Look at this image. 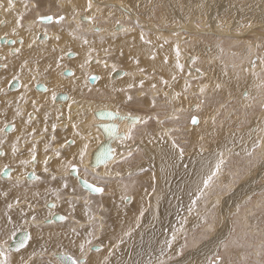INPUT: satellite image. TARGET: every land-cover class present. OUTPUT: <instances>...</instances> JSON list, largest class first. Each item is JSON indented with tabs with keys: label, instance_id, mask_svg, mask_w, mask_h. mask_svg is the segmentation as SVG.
<instances>
[{
	"label": "rangeland",
	"instance_id": "obj_1",
	"mask_svg": "<svg viewBox=\"0 0 264 264\" xmlns=\"http://www.w3.org/2000/svg\"><path fill=\"white\" fill-rule=\"evenodd\" d=\"M5 1L6 6L10 4L9 0H3V2ZM192 1L194 2L195 0H122L121 2H126L132 7V10L135 12V14L141 17H146V19H148L147 22L152 25L154 24V26L179 27L181 24L184 25L185 23H188L189 20L195 18L196 16L203 17L202 22H207V29L216 30L217 28H222L225 32H237L243 37H224L223 35L222 37H219V39H215L209 37V33H203L206 36L205 38L203 37L204 40H202L203 35H200V37L196 36V38L193 37L192 39L195 42V53H193L192 50L190 53L196 55L197 65H203L207 70H210L215 69V66L206 61L208 54H204L202 46L204 44L207 46L214 44L217 47L219 43H225L224 46L222 45V48L218 50L220 53H224L228 48L233 47L232 49L240 51V53L243 54H239L241 57L239 59L236 57L232 59L239 67H241L240 70H243L246 62V64L249 65H247L249 68H253L255 66V61L258 62L257 67L259 68V76L252 72L254 70L248 71L246 76L251 74L256 77L258 76V78H262L263 80L259 79V81L262 83L261 87L263 90L264 24L262 26H259L258 24L264 23V19L262 20V17H264V0H197L194 3ZM25 2L29 3L30 0H25ZM49 2L51 3V1ZM40 5L41 4L39 1H35V3L32 5L33 9L31 14H34V17L37 14H43L45 11H52L50 6H45L47 10L45 8L40 9ZM72 7L75 8V12H82L83 15L85 14L87 17H95L97 23L100 21L99 13H94V6L92 7L91 11H88L87 7L80 8L77 5V1L73 0ZM257 13L260 18L258 17ZM2 15L3 13L1 16ZM44 15L55 16V12ZM78 15L77 17H79ZM119 15L121 14L117 10H113L109 13L108 17H113L114 19L116 17H120ZM128 17L130 16L127 15L121 20L125 22L127 27L131 30L141 32L138 33L139 38L143 41H139L140 48L135 51L132 44L119 43L118 49H115L116 53H114L112 56H109L111 61L117 64L118 67L113 69L106 68L108 74L106 77H104V80L98 82V84L93 87L94 96L90 95V99L84 100V98H82V100L90 102L91 104H89L87 107H95L93 110H96V108L100 105L113 103L118 111L124 114L126 113V115L127 113L133 116L139 114L143 115V118H147V121L144 122L142 119V121L138 123L132 130L134 140L121 141L124 148L115 145L114 148L119 151V157H117V159L121 162H114L113 166H108V169L110 172H118L119 175L100 174L101 176H104V180L96 182L93 181L92 176L87 177L89 180H92L95 183L98 182L105 187V192L103 194L104 196L100 194H94L103 198L100 203L96 202L94 204L93 201L89 202L88 199L90 200L92 196L89 194L91 193H89L88 190L85 193L84 191L86 190L79 186L78 181L73 179L74 185H72L70 189H75L76 193L79 195L74 194V197H70L69 201L72 203L67 204V207L64 210H70V212L75 210L74 215L76 217L88 220L83 223L81 222L82 225L81 223L78 225L75 219H71V221L68 223L53 227L52 231L54 233H64L66 239L73 241L77 247H74L75 244H57V246L54 247H52L53 245L50 243L46 245L36 244L37 246H35L34 252L28 255L30 258L29 260H31L30 264H57V262L54 263L52 261L49 263L47 259L48 254H46V257L44 258L45 260L38 262L37 259L40 253L47 251H49V258L51 259L55 258L51 251H54L55 253L57 250L71 253L74 257L79 258L80 256H75L80 254L79 243L81 244L86 239H88V233L92 231H94L96 235V238L93 239V243L101 241L105 244L104 249L106 248L107 251V256L105 257L106 264H149L150 261L152 264H157L158 259L166 261V264H198V262L199 264H209V261L215 259L217 256L221 258L222 264H264V150L262 153L259 149L260 146L258 147L257 145L245 146V141H243L244 137L250 136L252 133L257 132L258 128L264 129V124H262L263 122L261 121V118L259 119V116L256 117V119L254 116H248L246 118L250 119L251 123L256 121V123L253 124L254 126L251 125L253 127H250L248 132V127L251 123L250 121L247 122L241 118L245 115L242 113V109L244 107L240 105V100L242 97L241 91L243 92L241 84H245V81L241 80V83H238L240 80L239 76L241 75L238 66L235 67L233 72L236 74L237 78L235 84H232L231 87H228L230 86L227 83L230 80L229 77L227 78L228 81L224 78H218V85L212 89V93L208 97L211 95L212 96L208 98L205 94V97H202L203 106L201 110H193L191 107V102L195 101V99H192L190 96L193 89L192 87L193 85H198L200 83H195V80H198L196 79L197 77H192L189 73L190 71L185 66L186 63L184 59L189 55L186 53L187 48H183L181 45H179L181 43L182 45L188 43L190 45V42H192L191 37L188 38V36H185L186 38L181 37L180 39L179 35L176 36L177 33H171L168 34V36L165 34L167 38H171V41L168 39H164L162 41L160 40L158 33H153L154 31L150 32L137 27L133 21L128 19ZM117 22L118 21H116V23ZM82 24H86L88 26L90 23L82 21ZM249 24L251 26L256 25L255 27L259 33L256 34L253 30V32L248 31ZM96 25L99 27L98 24ZM200 27L205 28L203 25ZM69 28L72 31L71 35H90L91 32L92 34L96 33V31H93V28L91 29L92 31L89 29L87 31L81 26L80 29H77V27ZM128 34L129 33L117 36V38H113L112 40L117 44L119 39H122L120 37H125ZM149 36H151V38ZM72 39H77V37H69V41ZM175 39H178L179 42ZM221 39L222 41H219ZM182 40L184 41L182 42ZM247 41L248 43L250 42L249 45L244 43ZM155 42H161V44L165 45L173 44L175 42L176 46L174 45L175 51L173 55L168 54V56H163L160 53V55L157 54L156 51H153V49H156L154 46ZM143 43L145 45H143ZM200 44H202L201 49L196 47V45ZM250 45L253 47L251 50L247 48ZM177 47L179 48V57H177L176 53ZM110 51L113 52L112 49ZM139 51L143 54H140ZM215 51L217 50H214L213 53H215ZM242 51H244V53ZM62 52L63 51H60V53ZM70 52L74 53V51ZM75 53L79 55L77 51H75ZM99 53L104 54V51H90L87 57H91L94 62L97 58H99V56H101L102 59L105 58V54L103 56ZM166 53L169 52L166 51ZM227 53L229 54V52ZM249 55L252 58L251 60H249ZM62 57L66 60L69 58L66 57V51L63 53ZM144 59L150 64L176 63L177 66V63H179L183 65L182 70L177 67L179 70V73L177 74H180L179 77L182 79L179 80V77L172 79V76L164 77L160 71L161 68L158 71L152 67L142 66L140 63L143 64V61L141 60ZM241 60L243 62L242 65L240 63L238 64V62ZM105 61L108 62L109 60L105 59ZM60 62H63V60L61 59ZM227 62L228 61L225 60L221 68L225 71L227 70V74L229 75V69H232V67L230 64L228 65ZM259 62L262 64V67ZM73 63V66H71L69 69H72L76 72L78 71V67L80 65L77 64L76 61H73ZM67 64L68 63H61L58 69H62V67L67 66ZM91 65L95 64H91L89 61L87 66ZM88 68L91 69L90 67ZM120 68H123L126 71H133V74H138V72H140L146 75L148 78L142 79V77L132 78L128 76L119 82L113 81L117 84L129 79H133V81L138 82L137 84L132 85L131 88L129 87L131 84L126 82L121 84L122 86L125 85L126 87L120 88L119 91L102 94V88L100 85L105 82L107 78H109L110 72ZM44 71L45 72L43 73L47 72L45 69ZM34 72L36 73L37 70H34ZM90 73L94 72H85V79ZM2 75L6 76L5 73ZM16 77H18V75H16ZM149 77L151 78L149 79ZM38 78L43 79L42 76H38ZM79 78L80 77L76 75L75 81H83L79 80ZM25 79H27V76ZM141 81H143L142 87ZM163 81H167L165 88L168 86V95L160 94L156 99H150L151 94L149 90L147 91L148 86H150L151 89H154L152 85H155V88L161 87L164 84ZM180 81L182 82L180 83ZM84 84L95 85L94 83L90 82L88 84L87 81H84ZM77 85L81 84L75 82H71L69 84L71 89L78 88L79 86ZM139 89L140 91L136 92ZM206 89L209 91L210 86L206 87ZM146 91L147 94L145 97H143ZM174 91H178L180 94L175 96L177 99L171 100L170 95L174 94ZM239 94L241 95L238 98ZM258 94L254 99L258 102V104L262 103L264 108V93L260 95ZM128 96L132 97L131 101L127 99ZM206 98L207 102H209L208 107L204 102ZM165 100H167L166 104L164 103ZM79 101V99H75L74 103L77 104ZM92 103H94V105ZM45 104L48 106H54L52 99L45 101ZM1 105L2 103L0 102V106ZM14 106L16 109H19L20 113L21 106L18 101L14 102ZM30 106L31 107L28 108L29 110H34L38 113L40 108L34 105ZM45 108L48 112L51 111L53 115H51V124H49V126L52 127L53 124H55L54 115L56 113L50 107ZM55 108L58 112L62 109L58 106ZM224 109H226V111H224ZM71 110L72 109H69V111ZM259 110L260 109L257 108V112ZM63 111L64 116L61 117V119H65L67 117L65 109H63ZM89 112L90 108L85 111V117H88ZM161 112L163 114L165 113L164 118H160L161 116L159 115ZM263 112L264 110L261 112L262 114H260L263 115ZM197 113L202 114V116ZM39 114H41V111ZM193 114L194 116L197 115L196 117H200L201 122L199 126L197 125V128L192 129L193 126L190 124L189 119ZM153 115H157L159 117ZM75 119L79 118H72L71 122L76 123ZM11 120H6L0 117V125L5 121ZM63 123L65 124L66 121ZM163 123L166 129L165 131L161 129L160 132L159 130ZM33 128L34 127L32 126L31 131ZM40 131L43 132V129L41 128ZM83 132H81L82 136H85L86 133ZM232 132H238L239 134L243 133L244 136L242 137L241 142L232 140ZM158 133L161 135L160 139ZM60 134L61 131H58L57 127L55 129H53V127L52 129L47 128V132H43L42 135H39L35 130L34 136H26L25 139H27V141L24 139V144L30 143L29 145H21V142L16 143L17 140L7 141L0 138V141H3V145L0 144V149H6V145H12L11 143H15L22 154H31V149L35 147L36 156L38 152L46 156V154L50 153L53 149L56 152L57 146H53L52 144L58 143L59 139L57 140L56 137L59 138ZM239 134L235 136L238 137ZM46 136L52 141L47 143L43 142L41 147L40 142L44 141ZM170 137L173 139L170 140ZM99 140H94L96 143L94 142L93 146L98 144ZM173 140H175V142L184 149V154L182 157L180 156L178 149L173 147V143L170 142ZM65 141L66 139L62 142L63 144H61V150L66 152V145L64 144ZM166 141L172 145H167ZM247 143H249L248 137ZM46 148L47 151L45 150ZM129 151L132 152V156L126 160L122 159V157L128 156ZM219 154L222 155L220 156ZM88 155L86 158H88ZM248 155H250L249 159L246 158ZM50 156L54 157V155ZM221 159H223L224 163L221 165L219 173L213 177L211 186L207 189H204L203 180L215 171V166L220 162ZM257 160L258 163L256 162ZM38 161L39 157H36V161L34 163H30L31 167L27 171V174L23 175L22 173L19 177L31 182L37 179H28L27 175L29 171L35 173L36 177H40V174L43 175L44 171L41 173L39 170L37 171V168H34L36 167ZM236 162H239L238 164H241L243 167L238 164L236 165ZM233 163L235 164L233 165ZM259 163L260 165L262 163L261 167H259ZM249 164H252L254 167L250 166ZM139 166L143 168H139ZM10 167H13V170L16 171L15 166ZM79 167L82 169L83 165H79ZM163 168H165V171H160ZM258 168L261 169V171L258 170ZM140 169L143 170L141 171ZM256 170L260 173H258L257 180L254 181L253 177L256 175L254 174L256 173ZM90 171L92 170L90 169ZM251 173H253L254 176ZM82 175L83 173L81 171L80 176ZM141 175H147V177L140 179V177H142ZM64 176L66 175L64 174ZM72 177L75 179L77 178L74 175H72ZM42 181L43 180L41 179L40 182ZM254 182H257V184ZM66 183L68 185V182ZM251 183H253L255 186ZM46 184L49 185L50 182H47ZM64 184L65 180H63L61 185L63 186ZM162 184L164 187H161ZM250 184L252 186H249ZM38 188L40 187L38 186ZM65 189L63 187L53 186L50 192H42L39 194L37 199L33 198L34 200L39 199L38 203H40L37 205L39 208L36 206L34 208H37V211H39L41 215L44 216L43 210L48 213L44 207L45 204L54 201L53 199L57 198V193H59L61 201L66 203L68 201L67 196L70 194L65 191ZM140 195L144 197V203L143 207H140L141 210L139 209L137 214L134 215L135 218H132V220L127 219V216L133 217V215H128L126 213L121 219L120 215L122 211H132L134 209L133 205H135ZM127 196H130L129 200L122 199V197ZM133 196L134 199H132ZM16 198L19 199L21 197H14L11 200L16 201ZM89 203L94 205L92 208H90V210L85 211L83 216L76 214V212L80 210V206L84 208L89 206ZM5 204L8 205V203ZM15 205L16 203H14L12 206ZM114 207L117 208V210H114V212L112 209H109ZM61 213L65 214L64 212ZM141 213H143V215H141ZM90 215L95 216V221H90ZM121 225L126 226L128 230L124 232L122 236L118 237L116 241H113L114 237H108L107 233L116 231L117 226L120 227ZM14 228H16V230L22 228L26 230L23 222H20L16 225V222L13 219H6L3 227L0 228V233L5 234L4 237L0 238V246H3L5 240L8 242L7 236L11 234ZM73 228L76 229V233H78L79 237H83L85 240L79 242L77 237L72 232ZM3 230H8L10 233H5ZM128 233H130V235ZM173 235L176 236L175 240L172 239ZM101 239L106 240V243ZM167 242L171 243L170 248L166 246ZM162 249L163 254L161 252ZM93 252L96 251H92V253ZM11 253L12 252L9 253V256L12 264H21L23 259L18 261L14 259V255ZM17 255H20V253ZM199 256H202L203 258ZM91 257L95 258V254H91L90 258ZM101 264H105V259Z\"/></svg>",
	"mask_w": 264,
	"mask_h": 264
},
{
	"label": "crops",
	"instance_id": "obj_2",
	"mask_svg": "<svg viewBox=\"0 0 264 264\" xmlns=\"http://www.w3.org/2000/svg\"><path fill=\"white\" fill-rule=\"evenodd\" d=\"M35 1L40 2V4H41L39 7L40 9L45 8L47 10V8L45 6H50V8L52 9V12H55V13L63 12L62 8L66 3H68L69 6H72V3H73V0H59V1L58 0H30L29 3L25 2V0H21V1L19 0V1H16L17 3H16L15 8H11V5H13V2L6 6V1H5V2H3V6L0 5V10H1V8H3V10H4V17H1V15H0V22H2V21L4 22V26L0 28V36L5 37L6 41H9L10 39L18 41L20 38H23V41H24L22 46L19 43L9 45V44H3L0 42V55H1V59H0V89L3 88V91H0V102L2 103V105L0 106V111H1L0 117H2L3 119H6V120L7 119L8 120L14 119V120L5 121L4 123H2L0 125V129H4L5 124H9V125L14 124L15 125V131H13L12 128H10V127L7 129H4L3 131H0V138L7 140V141L17 140L19 138V142H21V145H25V144H27V143L24 144L25 140L27 141V139H25V137L28 136L29 133H31L33 131V129L36 130L39 135H42L43 132H47V131H44V128L52 129V127L49 126V124H51L52 113H51V111L48 112L45 108V107H50L56 113L54 115V121H55V125L57 127V130L61 131L59 138L56 137L57 140L59 139L58 143H53L52 145L53 146L56 145L57 150L60 151L61 150V144H63L62 142L66 139L64 144L66 145L67 151L65 152L64 150L63 151L61 150L60 156H56L57 150L55 152L54 149L50 153H47L46 156L44 154H40V152H38L36 157H39V161H38L36 167H34V168L35 169L37 168V171L39 170L41 173H43L42 171H44V168L47 167L48 171L47 172L44 171L43 175L40 174V177H39L40 179L29 182L25 179H22L19 176H21L22 173H23V175L27 174V171L31 167L30 163L28 165H24V164H21L20 161L21 160H30L31 154L20 153V150L15 145V143H11L12 145H6V147H7L6 149H3V148L0 149L4 153L3 156H0V172H3L5 165L15 166V168H16V171H13L11 173V176H12L11 179L0 178V228L3 227L5 220L10 217L14 221H15V219H18L19 222L26 223L27 225H29V227L32 228V230L34 232H40L41 233V232H45L47 230H52L53 227L51 225L55 224L57 221L52 220V217L49 218L50 216L47 215L44 210H43L44 216H42L41 213L39 211H37V208H39V207H37V205L40 204V203H38L39 199L38 200L33 199V198L37 199L39 197V195H37V193L41 194L44 191L50 192V190L53 186L63 187L61 184H62L63 180H65V183L68 182V187L66 189L64 187L63 188L65 189V191H67L70 194L67 196V200L69 201L70 197H74L75 196L74 194L79 195L76 193V190H75L74 194L72 193V190L70 189V187L72 185H74L73 179L75 181H77V180L74 177H72L71 172L68 171L69 172L68 173L67 171H65V169L63 168V164L68 160H72L73 155H75L78 152V150L82 147V145H80L78 143L80 140L82 141V139L80 136H76V132L79 131L81 136H82L81 132L84 131L83 133H85V130L83 129V123L87 119V117H85L86 109H83V107L81 106L80 107L81 109H79L81 111L79 113H76L73 110L74 109L73 103L75 102V99H79L80 100L79 103L89 104V102L84 101V100L90 99V97H91L90 95L94 96L93 87H95L97 85L96 83H94L96 85L89 84V79H88V81L87 80L86 81L89 85H85L84 82L83 83L80 82L81 85H77L80 87H78L76 89H71L69 84L72 82V80L75 83H79V82L75 81V79H73V78L72 79L67 78V77H71V76L64 74V72L62 73L63 69L66 70V68H71V66H65V67H62V69L61 68L58 69L57 63L59 62V64H61V63L64 64L66 59L62 57L63 53L66 51V57H69L67 55L70 53V51H72L69 49V45H68L70 43L69 37L76 36L77 39L84 40V39H96L95 38L96 36L94 34L71 35L72 31L69 28L70 22L66 18L61 23H56L55 21H53L51 23L39 22L38 21L39 14H37L35 17H34V14H31L32 9H33L32 5L35 3ZM49 1H51V3ZM25 5H27V7H25ZM47 12L48 11H45L43 13H47ZM34 13H35V11H34ZM67 14H71L70 9L67 10ZM21 17H22V19H20ZM18 21H19V23H18ZM75 23L78 24L77 21H75ZM21 24H22V27L20 26ZM13 29H15V32H16L15 34H13V31H12ZM40 32L48 35L50 37V39L47 40L48 38H45V39L39 40L40 38L38 35ZM53 33L60 36L59 40L51 38V35ZM7 35H10V36H7ZM244 38H241V39H244ZM108 39H113V37L108 38ZM101 40H103V38ZM33 41H34V43H33ZM44 41H46V43H44ZM111 42H115V41L112 40ZM5 43H8V42H5ZM53 43L57 44L60 48H55L52 45ZM244 43H247L249 45L250 42L248 43V41H247ZM29 44H31L32 46L29 47ZM224 44L225 43H223V46H224ZM250 46L247 48H249V50L253 49V47L252 46L250 47ZM16 48H19L20 51L18 54L13 55L12 54L13 50ZM204 48L207 50L206 52H204V54H208L206 61H208V63H211L213 66H215V69L207 70L203 65H197V62H195V65L198 66L202 70L203 73L191 75L192 77H197L196 79H198V80H195V83H200L198 85H193V87H192L193 89H192L190 96L192 99H195V101H192V103H195V108L193 110H195V109L201 110V108L203 106L202 97H205L204 96L205 94H206V97H208L212 93V89L214 87H216L219 83L218 78H224L225 80H227V78L229 77L230 80L229 81L227 80L228 82L226 81L230 85L228 87H231L232 84H235L237 78H236V74H234L233 72H234L235 67L238 65L232 59L235 57L238 59L241 58L239 56V54H241L240 51H236L235 49H232L233 47L228 48L226 50V52H224V53H220L218 51L219 49L216 48L214 46V44L210 45L209 47L205 46ZM110 50L111 49H104L103 50L104 54L116 53L115 49L113 52ZM214 50H217V51H215V53H213ZM60 51H63V52L60 53ZM227 52H229V54H231V55H229ZM242 52L244 53V51H242ZM88 53H87V55H88ZM87 55H86V59L89 60L91 57L88 58ZM241 55H243V54H241ZM107 56H108V59H110L109 56H112V55H107ZM107 56H105V57H107ZM80 57H81L80 54H79V57L77 54H75V56L69 57V58L72 61L77 62V60ZM249 57H250L249 60H251L252 58L250 55H249ZM61 58H62L63 62H60ZM225 60H227L228 61L227 64L228 65L230 64L232 67V69L231 68L229 69V75L227 74V70L225 71L221 68V66H222V64H224ZM25 61L28 62L27 66H23ZM32 61H34V62H32ZM239 63L242 65L243 64L242 60L240 62H238V64ZM246 63H245V67L243 68V70H240L241 67L238 66V69L241 72L240 76H242V78H240L238 83H241V80L245 81V84L244 83L241 84V88H243L242 90H243L244 94L241 91L243 98L241 97L240 105L244 107L242 109V113L245 114L241 118H243L245 121L249 122L250 119L246 118L248 116L249 117L254 116L255 119L258 116H259V119L262 116H264V114L261 115L262 114L261 112L264 110L263 104L262 103L258 104V102L255 101V99H254V98H256V95L258 93H259L258 95L264 93V88L262 90V87H261L262 83L259 81V79L260 80H263V79L258 78V76H259V68L257 67L258 62L257 61L254 62L255 66L253 68H249L248 67L249 65ZM5 64L8 65L7 68L4 67ZM259 64H261V63L259 62ZM49 65H51V67H49ZM79 65H80V63H79ZM85 66L88 67L87 64H85ZM216 67H218V68H216ZM261 67H262V64H261ZM105 68H107V67H105ZM44 69L47 71L46 73H43V72H45ZM34 70H37L36 73H39L38 76H42L43 80L38 78V76L36 75ZM252 70H254V71H252ZM248 71H252L253 73H255L258 76L256 77V76L251 75V74L246 76ZM3 73H5L6 76L2 75ZM16 75H18L20 85L16 89H9L8 87H9L11 81L14 79V77H16ZM26 76H27V79H25ZM3 78H4V81H3ZM244 78H247V79L244 80ZM37 79H39V80H37ZM116 79H119V78H116ZM181 79L182 78L179 77V80H181ZM110 80L115 81V82H119L112 77L110 78ZM38 83H43L46 86L47 91L38 90L36 87V85ZM166 84L167 83L163 84L164 87L161 91H158V90L153 91V89H151V87L147 85L148 86L147 91L149 90L150 94H151L150 99H152V98L156 99L160 94H163V95L167 94L168 95L169 89H168V86H166V88H165ZM208 86H210L209 91L206 89V87H208ZM124 87H126V86L125 85L124 86L119 85L118 87L114 88L113 91H119L120 88H124ZM201 88L204 89L203 92L200 91ZM61 91H64L65 93H67L70 99L63 101V103L60 102L61 103L60 104V103H57L55 99H53V94L54 93L57 94L58 92H61ZM147 91L143 97L146 96ZM102 94H104V93L102 92ZM177 94L179 95L180 93L178 91H174V94L170 95L171 100L177 99L175 97ZM241 94L238 95V98L240 97ZM210 97H208V98H210ZM82 98H84V100H82ZM51 99L53 101L54 106L46 105L45 101L51 100ZM15 101H18L20 106H21V112L22 113L20 112L19 115H17V109L14 106ZM196 102H197V104H196ZM204 102H205V104H207L206 106L208 107L209 102H207V98L205 99ZM249 102H250V105H249ZM164 103L166 104L167 100H165ZM30 105H34V106L40 108L38 110V113L35 112L34 110H29L28 108L31 107ZM57 106L62 108L61 111H59V112L57 111V109L55 108ZM257 108L260 109L258 112H257ZM63 109H65V113L67 115V117L65 119H61V114H64ZM69 109H72V110L69 111ZM40 111H41V114H39ZM42 111H43V113H42ZM224 111H226V109H224ZM26 113H27V115H26ZM69 114L71 116V119L72 118H79V119H75L76 123L71 122V119H69ZM197 114H199V113H197ZM30 115L33 117V119L31 121V123H28ZM161 115L164 116L165 113L164 114L161 113ZM199 115L202 116V114H199ZM80 120H82V121H80ZM64 121H66V123L64 125H62V123ZM12 122H14V123H12ZM250 123H251V121H250ZM254 123H256V121ZM254 123H251L249 125L248 132H249V128L254 126L253 125ZM73 124H75V125L77 124L76 125L77 128L74 129L72 126ZM251 125H253V126H251ZM32 126L34 128L31 131ZM41 128L43 129V132L40 131ZM8 129H10V130H8ZM261 134H262L261 129L258 128L257 132H254L250 136H247L249 143H247V137H245V139L243 140V141H245L244 145L245 146H248V145L249 146L250 145L255 146V144H257L259 142L258 144L262 145V147L259 148L260 151L262 152L264 150V145L262 143L263 138L261 137ZM248 135H249V133H248ZM72 139H76V144L70 145V146L67 145L66 142L70 141ZM50 141H52V140L50 138H47V136H46L44 141L40 142V144H41L40 146L42 147L43 142L47 143ZM94 142H95L94 140H91V139L88 140L89 144L94 145ZM0 144L3 145V143H0ZM29 144L30 143H28L27 145H29ZM13 145H15L17 148V152L15 155L12 154ZM50 155H54V157H52ZM249 157H250V155L246 156L247 159H249ZM46 158L49 161L47 163V165H45V163H44ZM90 158H91V156H90ZM72 162L78 163V159L73 160ZM249 165L252 166V164H249ZM49 171H52V172H49ZM29 172H32V171H29ZM64 174L66 176H64ZM53 176H55L56 178L53 179L52 178ZM41 179L43 180L42 182H40ZM51 181H52V183H51ZM89 181H92V180H89ZM47 182H50V184L49 185L46 184ZM99 184L100 183H98V185ZM38 186L40 188H38ZM79 186H81V185L79 184ZM100 186H103V185L100 184ZM5 192H7V195L4 194ZM78 192H80V191H78ZM89 195H92V194H89ZM102 196H104V195H102ZM14 197H21L18 199L19 204H17L16 201L11 200ZM55 199H57V198H55ZM16 200H17V198H16ZM57 200H59L58 205L56 203H49V205L55 204L57 210L60 211V213L64 212L66 215L63 213H61V214L68 217L67 220L60 221V222H58V224L59 223H68L71 221V219H75V221L79 225L81 222L83 223L86 220H88V219L84 220L83 218L76 217L74 215L75 210L73 212H70V210L65 211L64 209L67 207V204H69L68 201L66 203H64L63 201H61V199H57ZM102 200H103V198H101V196L92 195L89 202L93 201V203L95 204L96 202L100 203ZM86 202H88V201H86ZM5 203L12 204V205L14 203H16V205L12 206V208L9 209L8 205ZM30 203L33 207L32 206L29 207ZM94 204L89 203V206H86L84 208H82L80 206V210L77 211L76 214L83 216L85 214V211L90 210V208H92ZM35 206L37 208H34ZM44 207L46 210L48 209L47 204ZM109 209L110 210L112 209L113 212H114V210H117L116 207L109 208ZM125 213H127L128 215L135 214V208L132 211H128ZM33 216H35L36 219H38V220L43 219V223H45L47 225H41V221H39V222L37 221V222H33V223L29 222V220H30L29 218L32 219ZM53 221H54V223H52ZM19 222L16 223V225L19 224ZM15 230H16V228H14L12 230L11 234ZM126 230L127 229L124 227V225H121L120 227L117 226L116 231H112L111 233H107V234H108V237H113L115 232H121L120 236H122V232L126 231ZM3 231L5 233H10L8 230H3ZM30 231L31 230H29V232ZM54 234L57 235V237H50L49 235L46 236L44 234L43 235L44 238L41 236H39V238H37V239L34 238L32 245L28 246L27 249H21L20 251H17V252H15V254H13L14 259H16L18 261H21L23 259V261H21V262L25 263L29 259L28 255H30L31 253L34 252L35 246H37L36 244H40V245L45 244L46 245V244L50 243L53 245L52 247L57 246V244L63 245V242H62L60 237L65 236V234L62 232H58V233H54ZM10 235L7 236L8 240H9ZM74 235L77 237V239L79 238L78 239L79 242H82L84 240L83 237L81 238L77 234H74ZM4 236H5L4 233H0V238H2ZM117 238L118 237L114 238L113 241H116ZM96 243L100 244L101 246H105V244L101 241L94 242L93 244H96ZM64 245H66V244H64ZM74 247H77V245L75 244ZM57 251H55V252H57ZM51 252L54 253V251H51ZM61 252H65V251H61ZM19 253H20V255H17ZM42 253H40V255L38 256V259H37L38 262L45 260L44 258L46 257V254H48L47 259H48L49 263L52 261L54 263L57 262V264H59L57 256H56V258L51 259V258H49V251L42 252ZM69 254H71V253H69ZM92 254H95V258L99 259V262L97 264H101L104 261L105 257L107 256V251L105 249L99 253H92ZM71 255H73V254H71ZM75 256H78V255H75Z\"/></svg>",
	"mask_w": 264,
	"mask_h": 264
},
{
	"label": "bare ground",
	"instance_id": "obj_3",
	"mask_svg": "<svg viewBox=\"0 0 264 264\" xmlns=\"http://www.w3.org/2000/svg\"><path fill=\"white\" fill-rule=\"evenodd\" d=\"M12 1H19V0H12ZM21 1V0H20ZM59 1V0H58ZM75 1H77V5L80 7V8H82V7H87V0H75ZM122 0H108V1H104V0H92V3H93V6H94V13H99V19H100V21H98V23L96 22V19H95V17H94V20L93 21H89L88 19H83L82 18V16H85V14L83 15V14H80L81 12H79V13H77V12H75V8L74 7H72V6H69L68 5V3H66L64 6H63V12H61V13H55V16H59V15H64L65 16V18L70 22V25H69V27H77V25H79V28H80V26L83 28V29H85V30H87L88 31V29L89 30H91L92 28H93V31H96V33L94 34L96 37V39H87L88 40V43L87 44H84L83 43V40H81V39H72L71 41H70V44H69V49L70 50H72V51H77L80 55H81V57L77 60V64H79L80 63V66L78 67V71H73V73H74V75H72L71 77H67V78H74L75 79V76L76 75H78V77H80L79 78V80H83V81H80L81 83H83L84 81H86V79H87V81H88V79H89V76L91 75V74H97L98 76H99V79L97 80V82H95L96 84H98V82H100V81H102V80H104V77H106V75L108 74V71L106 70V68H105V64H107V68H117L118 67V65L117 64H115V63H113L110 59H107V57H105V58H103L102 59V57L101 56H99V58H97L96 60H95V62H94V60L93 59H89V60H87L86 59V55H87V53L88 52H90V51H93V50H104V49H112L113 51H114V49H118V47H119V43H121V44H132L133 45V48H134V50L135 51H137L139 48H140V46H139V41L140 42H143L140 38H139V35H138V33H141L140 31H133V30H131L130 28H128L127 27V25H126V23L125 22H123L121 19H123V18H125V16H130V17H128V19H130L131 21H133L135 24H136V26L137 27H139V28H141V29H144V30H147V31H150V32H153V33H158V35H159V37H160V40H164V39H168V40H170L171 38L170 37H168L167 38V36H168V34H171V33H177V35L176 36H178L179 35V38L181 39V37H183V38H186L185 36H188V38H190L191 37V39L194 37V38H196V36L197 37H200V35H203L202 36V40H204L203 39V37L205 38L206 36L203 34V33H209V37H212V38H215V39H219V37H222L223 35H224V37H230V36H233V37H243V36H241V35H239L237 32L236 33H231V32H225V31H223V29L221 28H217L216 30L215 29H207L208 28V25H207V22L206 23H204V22H202L203 21V17H196L195 16V18H192L191 20H189L188 21V23H185L184 25H180L179 27H159V26H154V24L152 25V24H150L149 22H147L148 21V19H146V17H141V16H139V15H137V14H135V12L132 10V7L131 6H129L126 2L124 3V2H121ZM197 0H195L194 2H196ZM57 2V1H56ZM193 2V1H192ZM193 2V3H194ZM16 3L17 2H13V5H11V8H15L16 7ZM199 4V3H198ZM0 5H2L3 6V0H0ZM196 5V4H195ZM200 7V6H199ZM255 7V6H254ZM72 8V9H71ZM2 10H3V8H1ZM68 9H70V12H71V14H67V10ZM264 9V8H263ZM92 10V9H91ZM113 10H117L121 15H119L120 17H116V18H114L113 19V17H108V15H109V13L110 12H112ZM260 11V10H259ZM93 12V11H92ZM116 12V11H115ZM49 13H53L52 11L51 12H47V13H43V14H41V15H44V14H49ZM74 14V15H73ZM79 14V15H78ZM256 14V13H255ZM41 15H39V16H41ZM77 15L79 16V17H77ZM82 15V16H81ZM90 15V14H89ZM252 15H253V13H252ZM257 15H258V13H257ZM38 16V17H39ZM145 16H147V15H145ZM260 16H263V15H260ZM1 17H4V10H3V15L1 16ZM87 17V16H86ZM256 17V16H255ZM258 17H259V15H258ZM260 18V17H259ZM264 19V17H262V20ZM98 20V19H97ZM75 21H77L78 22V24H76L75 23ZM82 21L83 22H86V23H90L88 26L85 24V25H83L82 24ZM116 21H118L117 23H116ZM137 21H138V23H137ZM196 21V22H195ZM201 21V22H200ZM119 23V25H122V27L121 28H116L117 27V24ZM199 23H200V25H199ZM32 24V23H31ZM96 24H98L99 25V27L96 25ZM176 24V23H175ZM264 23H262V24H258L259 26H262ZM95 25V26H94ZM204 26L205 28H202V27H200V26ZM4 26V22L2 21V22H0V28L1 27H3ZM178 26V25H177ZM256 25H253V26H250L247 30L248 31H254L256 34H258L259 32L257 31V29H256V27H255ZM247 28V27H246ZM246 30V31H247ZM92 31V30H91ZM118 31V32H117ZM241 31V30H240ZM252 31V32H253ZM90 32V31H89ZM97 32H99V33H97ZM166 32V33H165ZM243 32V31H242ZM241 32V33H242ZM16 33V32H15ZM41 33V32H40ZM39 33V34H40ZM126 33H129L127 36H125V37H120V38H122V39H119V42H117V44L116 43H114V42H111L112 41V39H108V38H117V36H120V35H123V34H126ZM180 33V34H179ZM91 34H92V32H91ZM131 34V35H130ZM165 34H167V36L165 35ZM183 36H182V35ZM161 35V36H160ZM163 35H164V37H163ZM39 36V35H38ZM47 36V40H49L50 39V37L48 36V35H46ZM57 36H59V35H57V34H52L51 35V38L52 39H56V37ZM150 38H151V36H149ZM59 38H60V36H59ZM103 38V40H101ZM176 38V37H175ZM106 39V40H105ZM176 41H178V39H175ZM201 40V39H200ZM171 41V40H170ZM184 40H182V42H183ZM187 41H188V39H187ZM186 41V42H187ZM196 41V40H195ZM199 41V40H198ZM219 41H222V39L221 40H219ZM224 41V40H223ZM0 42L1 43H3V44H9V45H12L13 43H9V41H6V38H5V41H1L0 40ZM5 42H8V43H5ZM179 42V41H178ZM44 43H46V41H44ZM194 44H195V42H194V40L192 39V42H190V45H189V43L188 44H185V45H182V43L181 44H179V45H181L183 48H187V51H186V53H188L189 55H188V57L187 58H185L184 60H185V66L187 67V69L190 71L189 73H190V75H196V74H202L203 72H202V70L198 67V66H196L195 65V63L194 62H196V55H193V54H191L190 53V51L192 50V52L193 53H195V51H194ZM55 48H60L57 44H55V43H53L52 44ZM143 45H145L144 43H143ZM172 45V46H171ZM174 45L176 46V43L174 42L173 44H168V45H165V44H161V42H155V47H156V49L154 50L153 49V51H156L157 52V54H161V55H163V56H168V54L169 55H173V53H174V51H175V49H174ZM201 45L202 44H200V45H196V47L197 48H200L201 49ZM222 45H223V43H219L218 45H217V47L216 48H218V49H220V48H222ZM257 45V44H256ZM255 45V46H256ZM147 46V45H146ZM205 46H207V45H203L202 46V49H203V51L204 52H206L207 50L204 48ZM209 47V46H208ZM141 49H142V47H141ZM190 49V50H189ZM185 50V49H184ZM166 51H168L169 53H166ZM189 51V52H188ZM146 52H148V51H146ZM71 53H73V52H71ZM139 53L140 54H143V53H141L140 51H139ZM74 55L73 56H75V54L76 53H73ZM100 55H103L104 56V54L103 53H99ZM159 54V55H160ZM166 54V55H165ZM69 55V54H68ZM67 55V56H68ZM106 56L107 55H113V53H110V54H105ZM183 55H185V54H183ZM254 56H256V55H254ZM253 56V57H254ZM78 57H79V55H78ZM185 57V56H184ZM94 58V57H93ZM0 59H1V55H0ZM95 59V58H94ZM105 59L106 60H109L108 62L107 61H105ZM188 59V60H187ZM89 61H90V63L91 64H95V65H91V66H88V67H91V69H89L88 67H86L85 66V64H87V63H89ZM141 61H143V64L142 63H140L142 66H146V67H152L153 69H155V70H160V68H161V73H162V75L164 76V77H169V76H172V79H174V77L175 78H177V77H179L180 76V74H177V73H179V70H178V68H177V66H176V63H169V64H166V63H153V64H150V63H148L145 59L144 60H141ZM183 62V61H182ZM65 63H68L67 64V66H73V61L71 60V59H68L67 58V60H65ZM192 63V64H191ZM69 64H71V65H69ZM183 64H184V62H183ZM189 64H191V65H189ZM81 65H83V67H81ZM89 65V64H88ZM69 69V68H68ZM67 69V70H68ZM120 69H122V70H124L123 68H120ZM64 70L65 69H63L62 70V73L64 72ZM116 70V69H115ZM89 71H92V72H94V73H90L87 77H86V79H85V72H89ZM125 71V74L124 75H122V76H120L119 77V79H115V80H117V81H120V80H122V79H124L125 77H136V78H138V77H142V79H147L148 77L146 76V75H144V74H142V73H140V72H138V74H133V71H126V70H124ZM112 73H113V71L112 72H110L109 73V78H107L106 80H105V82H103L101 85H100V87L102 88V92L104 93V94H106V93H108V92H112L113 91V89L114 88H116V87H118L119 85H121V84H123V83H126V82H128L129 84H131V85H135V84H137V82H135V81H133V79H129V80H124L123 82H121V83H119V84H117V83H114L112 80H110V78L112 77ZM38 74L39 73H36V75L38 76ZM80 75H82V76H80ZM175 75V76H174ZM174 76V77H173ZM113 78V77H112ZM151 77H149V79H150ZM240 78H242V76H240ZM171 79V80H172ZM245 79H247V78H244V80ZM41 80H43V79H41ZM76 80H78V79H76ZM78 80V81H79ZM17 81V80H16ZM15 81V82H16ZM72 82H74V81H72ZM79 82V83H80ZM182 81H180V83H181ZM95 84V85H96ZM165 84V83H164ZM19 85H20V82L19 81H17V86H16V88H18L19 87ZM45 86V85H44ZM80 87V86H79ZM163 87H164V85L163 86H161V87H156V88H154L153 89V91H156V90H158V91H161L162 89H163ZM15 88V89H16ZM45 88H46V86H45ZM38 89V88H37ZM47 89V88H46ZM39 90V89H38ZM40 91H43V90H40ZM138 91H140V89L139 90H137L136 92H138ZM140 93V92H139ZM138 94V93H137ZM69 97V96H68ZM63 101H66V100H61V101H56L57 103H63ZM60 103V104H61ZM89 104H91L90 102H89ZM89 104H87V103H78L77 102V104L76 103H73V110H74V112H76V113H79L81 110H79V109H81L80 107L82 106L83 107V109H86V110H88L89 108H90V112H89V115H88V117H87V119L85 120V122L83 123V129L85 130V136H87L88 137V140L89 139H91V140H99V142H98V144L97 145H95V146H93L92 144H89V148H88V153H89V155H88V158H86L87 160L85 161V163H90V160H91V158H90V156L92 155V153L96 150V148H98L97 146L98 145H100L101 143H104V142H108V141H105V135L103 134V132L99 129V127H98V124L101 122V120H99V119H97V117L95 116V113H96V111H98V110H100V109H112L113 111H117L121 116H124V115H126V113L124 114V113H122V112H120V111H118L117 109H116V106L113 104V103H111V104H103V105H100L99 107H97L96 108V110H93V109H95V107L94 108H92V107H87ZM93 105H94V103H92ZM63 106V105H62ZM191 107H192V109H194L195 108V103H192L191 102ZM174 109V108H173ZM181 109V108H180ZM182 110V109H181ZM162 113V112H161ZM161 113H160V115L159 116H161L160 118H164V116L163 115H161ZM127 114H129V113H127ZM146 115V114H145ZM64 116V114H61V117H63ZM136 116H138V117H140L141 118V121H142V119H143V121L145 122V121H147V118H143V115H136ZM153 116H156V117H159V116H157V115H153ZM194 116V114L190 117V119H189V122H190V124L193 126L192 127V129L193 128H197L199 125H200V122H201V119L198 117V119H199V124H197V125H195V127H194V125L191 123V118ZM197 116V115H196ZM146 117V116H145ZM119 120V121H118ZM118 120H114V122H116V123H114L116 126H118V129H119V132L120 133H125V132H127V131H129V128H130V124L126 121V120H122V119H118ZM261 121L263 122L262 124H264V116H262L261 117ZM105 122H108V121H102V123H105ZM62 125H64V123H62ZM141 125H142V123H141ZM139 126V125H138ZM165 125H164V123L162 124V126H161V128H160V132H161V129H163L164 131H165V129H166V127H164ZM11 128V127H10ZM264 128V127H263ZM8 130H10V129H8ZM90 130V131H89ZM261 132H262V134H261V137L263 138V145H264V129H261ZM206 133V132H205ZM223 133V132H222ZM207 134H209V133H207ZM224 134V133H223ZM239 133L238 132H232V140H237V141H240L241 142V140H242V137L244 136L243 135V133H240L239 134V136L238 137H236L235 135H238ZM158 135H159V133H158ZM225 135V134H224ZM117 137V139H115L114 141H113V145H114V147H115V145H118V146H120V147H122V148H124V146H123V143H121V141H123L124 139L121 137V136H116ZM163 137V136H162ZM165 137V136H164ZM122 138V139H121ZM161 138V135H159V139ZM165 139H167V138H165ZM173 138L172 137H170V140H172ZM245 139V137L243 138V140ZM163 141V140H162ZM165 141V140H164ZM112 142V141H111ZM167 142V141H166ZM170 142H172V141H170ZM80 145H82L83 143H84V141L82 140H80L79 142H78ZM121 143V144H120ZM125 143V142H124ZM167 145H170L168 142L166 143ZM172 145V144H171ZM170 145V146H171ZM260 146L259 148H261L262 147V145L261 144H255V146ZM225 147V146H224ZM238 147V146H237ZM223 148V147H222ZM221 148V149H222ZM92 149V150H91ZM233 149V148H232ZM235 149V148H234ZM91 150V151H90ZM114 151H115V153L117 154V157H119V151L117 150V149H115L114 148ZM150 151V150H149ZM224 151V150H223ZM231 151V150H230ZM147 152V151H146ZM262 153H263V151H262ZM227 154V153H226ZM229 154H231V153H229ZM261 154V153H260ZM150 155V154H149ZM220 155V154H219ZM153 156V155H152ZM155 156V155H154ZM221 156V155H220ZM263 156V155H262ZM261 156V157H262ZM245 159V158H244ZM157 160V159H156ZM241 161H243V160H241ZM245 161V160H244ZM262 161V160H261ZM260 161V162H261ZM227 162V161H226ZM257 163H258V160L256 161ZM116 163V162H115ZM157 163V162H156ZM239 163V162H238ZM237 162H236V165L238 164ZM242 163H244V162H242ZM257 163H256V165H257ZM113 164H114V162H111V163H109V165L108 166H113ZM228 164H230V163H228ZM227 164V165H228ZM235 163H233V165H234ZM232 165V166H233ZM235 165V166H236ZM238 165H241V164H238ZM255 165V164H254ZM259 165H260V163H259ZM261 165H262V163H261ZM261 165L259 166V167H261ZM141 166V165H140ZM139 166V168H143V167H140ZM242 166V165H241ZM253 166V165H252ZM145 167V166H144ZM164 167V166H163ZM227 167V166H226ZM243 167V166H242ZM254 167V166H253ZM138 168V169H139ZM160 168H162V167H160ZM231 168V167H230ZM90 169L92 170V171H98V173L99 174H102V175H107V173H111V175H113V174H117L118 172H115V171H109V169L108 168H105V166L103 165V166H100V167H98V168H96V169H93L92 167H90ZM165 168H163V169H161L160 171H163ZM243 169V168H242ZM256 169V168H255ZM254 169V170H255ZM263 169H264V167H263ZM262 169V170H263ZM141 170V169H140ZM143 170V169H142ZM141 170V171H142ZM234 170V169H233ZM246 170V169H245ZM258 170H260L261 171V169H259L258 168ZM165 171V170H164ZM243 171V170H242ZM256 173H254V174H256L255 175V177H253L254 178V181L255 180H257V178H258V173H260V172H257V170L255 171ZM161 173V172H160ZM162 173H164V172H162ZM250 173V172H249ZM253 173H251V174H253ZM72 174V173H71ZM119 174V173H118ZM254 174H253V176H254ZM72 175H74V174H72ZM165 175V174H164ZM247 175H248V173H247ZM250 175V174H249ZM75 176V175H74ZM142 176V175H141ZM77 178V181L79 182V180H78V176H76ZM106 177V176H105ZM111 177V176H110ZM145 177H147V175H143L142 177H140V179H143V178H145ZM118 179V178H117ZM246 181V180H245ZM249 181V180H248ZM91 182V181H90ZM252 182V181H251ZM244 183V182H243ZM255 183V182H254ZM259 183V182H258ZM80 184V183H79ZM251 184H253V183H251ZM249 185V186H252V185ZM255 184H257V182L255 183ZM246 185H248V184H246ZM254 185V184H253ZM100 186V185H99ZM163 186V184L161 185V187ZM255 186V185H254ZM82 187V186H81ZM164 187V186H163ZM247 187V186H246ZM83 188V187H82ZM84 189V188H83ZM86 191H84L85 193L87 192V189H85ZM163 190V189H162ZM89 192V191H88ZM90 193V192H89ZM92 195H94L93 193H91ZM249 194V193H248ZM127 197H129L130 198V196H127ZM132 199H134V196L132 197ZM48 200H50V199H48ZM48 200H46V201H48ZM54 201H52V202H50V203H56L57 205H58V203H59V200H57V199H53ZM129 200V199H128ZM89 201V200H88ZM152 202V201H151ZM46 203V202H45ZM143 203H144V197L142 196V195H140L139 197H138V199H137V201H136V203H135V205H133V207L135 208V214H137V212L139 211V209H140V207L142 208L143 207ZM230 203V202H229ZM47 204V208H48V205H49V203H46ZM45 204V205H46ZM226 204V203H225ZM230 205H231V203H230ZM103 206V205H102ZM250 207V206H249ZM141 210V209H140ZM47 212L48 213H46L47 215H49L50 217L49 218H51L55 213H59V214H61L60 213V211H58L57 210V208H54V209H51V210H49V209H47ZM153 212H154V210H153ZM124 214H126L125 212H124V210L122 211V213H121V215H120V218L122 219L123 217V215ZM135 214H131V215H133V217H129V216H127V219H131L132 220V218H135ZM62 215V214H61ZM62 216H64V215H62ZM125 217V216H124ZM30 219V220H29ZM28 220H29V222H31V223H33V222H39V221H41V225H47V224H45V223H43V219H41V220H38V219H35V221H33V219H31V218H29ZM126 219V218H125ZM100 220H101V217H100ZM134 220V219H133ZM15 222L16 223H18L19 222V220L18 219H15ZM20 223V222H19ZM52 223H54V222H52ZM130 223H132V222H130ZM24 225H25V227H26V230L25 229H17L16 231H13V233L10 235V237H9V240H8V242L14 237V234H16L17 232H20V233H23L24 231H27L28 232V235H29V237L31 238L30 240H27V242H26V246L24 247V248H22V249H27V247L28 246H30V245H32V243H33V240H34V238H39V236H41V237H43V235L45 234L46 236H51V237H57V235H55L54 234V232L52 231V230H47V231H45V232H34L33 230H32V228L31 227H29V225H27L26 223H23ZM60 224H64V223H55V224H52L51 226L52 227H56V226H58V225H60ZM81 225H82V223H81ZM85 225V224H84ZM84 227V226H83ZM127 230H128V228L126 227V226H124ZM31 230L30 232H29V230ZM126 230V231H127ZM101 231H102V229H101ZM126 231H123L122 232V234L124 233V232H126ZM100 232V231H99ZM101 233V232H100ZM176 233V232H175ZM174 233V234H175ZM104 234V233H103ZM120 234H121V232H115V234L113 235V237L114 238H116V237H120ZM100 235V234H99ZM99 235H97V236H99ZM177 235V234H176ZM180 235V234H179ZM40 237V238H41ZM100 237V236H99ZM98 237V238H99ZM113 237H110V238H113ZM176 237V236H175ZM44 238V237H43ZM61 238V240H62V242H63V244H70V245H73V244H75L73 241H70V239L69 240H67L66 239V237L65 236H61L60 237ZM79 239V238H78ZM83 240V239H82ZM85 240V239H84ZM102 240V239H101ZM102 241H105V243H106V240H102ZM209 242V241H208ZM211 242V241H210ZM127 244V243H126ZM93 245H97V246H99L102 250L101 251H103V250H105L104 249V246H101L100 244H98V243H96V244H93ZM227 246H228V244H227ZM226 246V247H227ZM21 250V249H20ZM19 250V251H20ZM93 251H95V250H93ZM101 251H96V252H93V253H99V252H101ZM55 253H61V251H57V252H55ZM11 254H15V252H12ZM43 254V253H42ZM91 254H92V251H90V252H87V254H86V256L84 257L85 259H87V261H89V263L88 264H97L98 262H99V259H97V258H90V256H91ZM79 256H81V254H79L78 255V257ZM199 257H202V256H199ZM55 258H56V256H55ZM80 258V257H79ZM203 258V257H202ZM30 259V258H29ZM27 260L24 264H29L30 263V261L31 260ZM192 259V258H191ZM201 260V259H200ZM196 261V260H195ZM241 262V261H240ZM195 263V262H194ZM173 264H175V263H173ZM177 264V263H176ZM198 264H199V262H198Z\"/></svg>",
	"mask_w": 264,
	"mask_h": 264
},
{
	"label": "snow or ice",
	"instance_id": "obj_4",
	"mask_svg": "<svg viewBox=\"0 0 264 264\" xmlns=\"http://www.w3.org/2000/svg\"><path fill=\"white\" fill-rule=\"evenodd\" d=\"M9 3H12V0H9ZM25 7H27V5H25ZM93 7V3L92 0H87V10L91 11ZM22 19V17L20 18ZM86 19H88L89 21H93L94 17H87ZM55 20L56 23H61L65 20V16L64 15H59L58 17H54L52 15H43V16H39L38 17V21L41 23H51ZM19 23V21H18ZM138 23V21H137ZM22 27V24L20 25ZM249 27L251 26L250 24L248 25ZM77 29H79V25L77 26ZM13 34H15V29L12 30ZM47 38V37H46ZM5 37L0 36V40H4ZM57 40H59V36L56 37ZM11 43L15 44V43H19L21 46L23 45L24 41L23 38H20L18 41L17 40H12ZM34 43V41H33ZM84 44L88 43L87 39L83 40ZM32 45L29 44V47H31ZM20 51L19 48H16L13 50V55L18 54ZM176 53H177V57H179V48L177 47L176 49ZM154 58V57H153ZM6 59V58H5ZM62 59V58H61ZM138 62V61H137ZM27 61L24 62L23 66H27ZM60 64L59 62L57 63V67H59ZM105 66H107V64H105ZM5 68L8 67L7 64L4 65ZM49 67H51V65H49ZM81 67H83V65H81ZM177 67L180 68L181 70L183 69V65L177 63ZM143 71V70H141ZM68 76H72L74 75V73L72 72L71 69H68L65 73ZM14 79H16L17 81L19 80L18 77H14ZM91 79H99V77H91ZM175 79V77H174ZM164 83H167V81H163ZM143 86V81H141V87ZM129 87L131 88L132 85H129ZM153 88H155V85H152ZM0 91H3V89H0ZM45 91H47V89L45 88ZM201 92L204 91L203 88L200 89ZM56 98V94H53V99ZM65 100L70 99L69 97L65 96L63 97ZM127 99L129 101L132 100L131 96H128ZM19 109H17V115H19ZM108 115H113V113H108ZM115 115H119L118 113ZM33 117L30 115L29 116V120L28 123H31ZM69 119H71V116L69 114ZM120 119L122 120H126L130 122V128L129 131L125 132V133H120L118 126L113 125V126H109L106 128V131L109 133V135L111 136H122V138L124 140H134V135L132 130L135 128V126L141 122V118L138 116H133L131 114H127L124 115L122 117H120ZM199 119L196 116H193L191 118V123L193 125H197L199 124ZM11 127L13 131H15V125L14 124H5L4 125V129H7ZM53 129L56 128V125L53 124ZM73 128H77V126L74 124ZM4 129H0V131H3ZM44 131H47V128L44 129ZM30 136H34L35 135V130L33 129V131L31 133H29ZM76 136H80L81 139L84 141V143L82 144V147L78 150V152L73 155L72 160H68L63 164V168L65 169V171H69L72 174L77 175L80 178V183L83 185V187L85 189H87L90 193H94V194H100L103 195L105 192V187L104 186H99L97 183L95 182H90L89 179L87 178L88 176H92L93 181H103L104 180V176H101L98 172L95 171H90V165L88 163H85L86 161V157L88 155V148H89V143H88V137L87 136H81L80 132L77 131L76 132ZM19 142V138L17 139V143ZM0 143H3V141H0ZM173 143V147L177 148L179 151L180 156L182 157L184 154V149L182 147H180V145H178L175 140L172 141ZM67 145H74L76 144V139H72L70 141L66 142ZM63 147V146H62ZM47 151V148L45 149ZM17 152V148L15 145H13L12 147V154L15 155ZM4 153L3 151H0V156H3ZM222 155V154H221ZM251 155V154H250ZM56 156H60V151L57 150L56 152ZM132 156V152L129 151L128 152V156L127 157H122V159L126 160L128 158H130ZM78 159V163H73V160H77ZM36 161V154H35V147H33L31 149V159L30 160H21L20 163L24 164V165H28L29 163H34ZM111 162H116V163H120L121 161L117 159V155L114 151V149H108L105 152H102L99 156L96 157L95 159V165L97 167H99V165L103 164L105 166V168H108L109 163ZM45 165H47L48 160L45 159L44 161ZM224 163L223 159L220 160L219 163L216 164L215 166V171L212 172L206 179L203 180V188L207 189L211 186L212 181H213V177L216 176L221 168V165ZM79 165H83V168L81 169L79 167ZM13 169L9 168L7 165L4 166V170L3 172H0V176H6L8 177V179H11V173H12ZM44 171L47 172L48 168L45 167ZM83 173L82 176H80V173ZM111 173H107V175H110ZM30 178H35V179H40L39 177L35 176V173H30ZM117 175H119L117 173ZM53 179H55L56 177L53 176ZM64 188H67L68 185L67 183H65L63 185ZM72 193H75V189L72 190ZM5 195H7V192L4 193ZM37 195H39V193H37ZM57 199H60V195L59 193L56 194ZM122 199H130L129 197H122ZM16 203L19 204V200H16ZM69 203L71 204L72 202L69 201ZM29 207H31V205H29ZM56 205L55 204H50L48 205L49 210H51L52 208H55ZM8 208L11 209L12 208V204H8ZM141 215H143V213H141ZM11 218L9 217V220ZM33 221H35L36 217L33 216L32 217ZM56 219L60 220V221H64L67 220L68 217L67 216H59ZM90 221H95V216H91L89 217ZM54 222V221H53ZM72 232L74 234L76 233V229L73 228ZM130 235V233H128ZM96 238L95 232H89L88 233V239H86L83 243L79 244V251H80V258L74 257L73 255L67 253V252H61V253H53V256H57L58 257V262L59 264H88L87 259H85L84 257L86 256L87 252L90 251H101L102 249L98 246L93 245V239ZM175 235H173L172 239L175 240ZM30 237L28 235H25L24 238L22 240H20V242L16 245V251H19L20 249L24 248L26 246L25 242L27 240H29ZM122 242V241H121ZM7 240L4 241L3 246H0V264H12L9 253L12 251V249L10 247L7 246ZM167 247H171V243L167 242L166 243ZM162 254H163V249L161 250ZM21 264H24V262H21ZM105 264H106V258H105ZM149 264H152V262L150 261ZM157 264H166V261L164 260H159L157 261ZM209 264H222L221 258L219 256H217L215 259L209 261Z\"/></svg>",
	"mask_w": 264,
	"mask_h": 264
},
{
	"label": "water",
	"instance_id": "obj_5",
	"mask_svg": "<svg viewBox=\"0 0 264 264\" xmlns=\"http://www.w3.org/2000/svg\"><path fill=\"white\" fill-rule=\"evenodd\" d=\"M116 28H121V25L118 24ZM46 37H47L46 34H43V33L39 34V38L40 39H45ZM2 41H4V40H2ZM11 41L12 40H10L9 43H11ZM73 55H74L73 53H70L68 56L69 57H73ZM124 74H125V71L124 70H122V69H116V70L113 71L112 77L116 79V78H119L120 76H122ZM93 76L99 77L97 74H91L89 76V82L90 83H95L98 80V79H91V77H93ZM16 86H17V81L16 82L14 81L12 83V85H11V89H15ZM36 87L39 90L45 91V86L43 85V83H38ZM65 96L68 97V94H66V93H59L56 96L55 100L56 101L65 100L63 98ZM108 113H113V115L110 116V115H108ZM117 113H118L117 111H113L112 109H100V110L96 111V113H95V116L97 117V119L101 120V122L98 124V127L103 132V134L105 135V141H108V142H104V143H101L100 145H98L97 146L98 148L92 153L91 160H90V163H89L90 167H92V168H97V166L95 165V159H96L97 156H99L102 152L107 151L108 149H114L113 141L115 139H117V137L116 136L109 135V133L106 131V128L109 127V126L115 125L114 123H116V122H114V120H118V119H120V117H122L119 113H118L119 115H115ZM103 120L104 121H108V122L102 123ZM127 122L130 124L129 121H127ZM100 166H103V164L99 165V167ZM30 173H33V172H29L28 175H27V178L30 179V180L31 179H34V178H30V175H29ZM75 176H77V175H75ZM78 180H79V183H80V178H78ZM80 185L83 187V185L81 183H80ZM59 216H62V215L59 214V213H55L52 216V220L57 221V222H60V220L56 219ZM25 235H28V232L27 231H24L23 233L17 232L14 235V237L12 238V240L7 245L8 247H10L12 249L11 252H17L15 250L16 249V245L20 242V240H22L24 238ZM26 242H25V244H26ZM95 246H97V245H95Z\"/></svg>",
	"mask_w": 264,
	"mask_h": 264
},
{
	"label": "flooded vegetation",
	"instance_id": "obj_6",
	"mask_svg": "<svg viewBox=\"0 0 264 264\" xmlns=\"http://www.w3.org/2000/svg\"><path fill=\"white\" fill-rule=\"evenodd\" d=\"M2 13H3V10L1 9V10H0V15H1ZM80 14H83V13L81 12ZM53 16H54V15H53ZM54 17H58V16H54ZM82 18H83V19H86L87 17H86V16H82ZM54 21H55V20H54ZM118 24H119V23H118ZM118 24H117V25H118ZM121 27H122V25H121ZM5 36H6V35H5ZM7 36H8V35H7ZM10 40H12V39H10ZM10 40H9V41H10ZM1 41H2V40H1ZM4 41H5V39H4ZM2 42H3V41H2ZM70 53H71V52H70ZM70 53H69V54H70ZM66 70H67V69H66ZM66 70L64 71V74H65ZM14 81H16V79H13V80L11 81V83H10V85H9V87H8L9 89H11V85H12V83H13ZM18 81H19V80H18ZM19 82H20V81H19ZM43 85H44V84H43ZM36 86H37V85H36ZM8 88H7V89H8ZM60 93H65V92H60ZM58 94H59V93H57L56 96H57ZM66 94H67V93H66ZM0 151H1V150H0ZM8 167L11 168V169H13V167H10V166H8ZM2 170H3V169H2ZM13 171H14V170H13ZM13 171H12V172H13ZM0 178H2V179H6V178H8V177H6V176H0Z\"/></svg>",
	"mask_w": 264,
	"mask_h": 264
}]
</instances>
